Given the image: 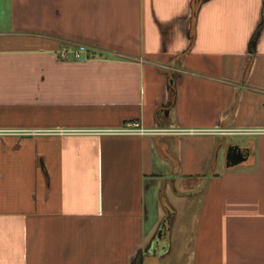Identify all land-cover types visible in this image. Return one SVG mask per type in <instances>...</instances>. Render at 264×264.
Returning a JSON list of instances; mask_svg holds the SVG:
<instances>
[{"label": "crops", "instance_id": "1", "mask_svg": "<svg viewBox=\"0 0 264 264\" xmlns=\"http://www.w3.org/2000/svg\"><path fill=\"white\" fill-rule=\"evenodd\" d=\"M191 128H264V0H0V264H264V133Z\"/></svg>", "mask_w": 264, "mask_h": 264}, {"label": "built area", "instance_id": "2", "mask_svg": "<svg viewBox=\"0 0 264 264\" xmlns=\"http://www.w3.org/2000/svg\"><path fill=\"white\" fill-rule=\"evenodd\" d=\"M60 57L62 59H75L83 60L99 56V52L94 48L80 43L76 46L66 45L61 48L59 51ZM102 132H111V133H123V134H138V135H147L155 134L158 132H169L172 130L160 129V128H149L144 126L138 121L127 122L122 128L110 129V130H101ZM65 132V130H61ZM180 133H206V132H218L223 134H249L256 135L264 133V128H219V129H179Z\"/></svg>", "mask_w": 264, "mask_h": 264}, {"label": "water", "instance_id": "3", "mask_svg": "<svg viewBox=\"0 0 264 264\" xmlns=\"http://www.w3.org/2000/svg\"><path fill=\"white\" fill-rule=\"evenodd\" d=\"M249 155L248 150L239 148L238 150H230L228 152V159L230 160L229 166H236L239 165V163L245 161L247 159V156Z\"/></svg>", "mask_w": 264, "mask_h": 264}, {"label": "trees", "instance_id": "4", "mask_svg": "<svg viewBox=\"0 0 264 264\" xmlns=\"http://www.w3.org/2000/svg\"><path fill=\"white\" fill-rule=\"evenodd\" d=\"M198 6H199V3L195 4V7H194V18H195V14H196V11H197ZM164 202L167 203L166 200H164ZM167 207L170 208L171 206L168 205ZM169 220H170V217L169 216L166 217V223H167V225H168Z\"/></svg>", "mask_w": 264, "mask_h": 264}, {"label": "rangeland", "instance_id": "5", "mask_svg": "<svg viewBox=\"0 0 264 264\" xmlns=\"http://www.w3.org/2000/svg\"><path fill=\"white\" fill-rule=\"evenodd\" d=\"M240 139H242V138L240 137Z\"/></svg>", "mask_w": 264, "mask_h": 264}]
</instances>
